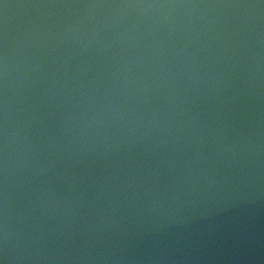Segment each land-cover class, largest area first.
Wrapping results in <instances>:
<instances>
[{
	"label": "water",
	"instance_id": "1",
	"mask_svg": "<svg viewBox=\"0 0 264 264\" xmlns=\"http://www.w3.org/2000/svg\"><path fill=\"white\" fill-rule=\"evenodd\" d=\"M0 264H264V0H0Z\"/></svg>",
	"mask_w": 264,
	"mask_h": 264
}]
</instances>
